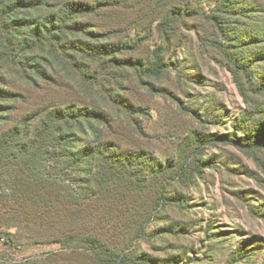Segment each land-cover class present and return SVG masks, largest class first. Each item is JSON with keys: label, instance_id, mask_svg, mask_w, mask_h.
Segmentation results:
<instances>
[{"label": "rangeland", "instance_id": "1", "mask_svg": "<svg viewBox=\"0 0 264 264\" xmlns=\"http://www.w3.org/2000/svg\"><path fill=\"white\" fill-rule=\"evenodd\" d=\"M82 1L95 5L96 43L116 46L117 59L169 67L153 78L105 58L52 64L60 92L113 102L116 141L148 187L95 194L96 222L1 220L17 246L0 242V264H101L93 247L58 243L73 230L149 264H264V0ZM63 166L50 173L81 197L74 166ZM164 174L162 194V180L147 182ZM151 200L148 222H127L123 205ZM104 212L117 220H96Z\"/></svg>", "mask_w": 264, "mask_h": 264}, {"label": "trees", "instance_id": "2", "mask_svg": "<svg viewBox=\"0 0 264 264\" xmlns=\"http://www.w3.org/2000/svg\"><path fill=\"white\" fill-rule=\"evenodd\" d=\"M94 6L82 0H0V222H96L88 207L95 204L96 195L121 199L134 197L123 194L125 189L148 187L142 182L145 178L134 176L142 166L133 169L136 159L132 162L133 156H127L116 141L117 127L113 116L109 119L110 109L115 110L113 102L100 105L73 98L70 88L60 92L53 76V60H74L76 67V60L105 58L114 67L132 68L153 78L169 68L160 60L148 68L132 58L117 59L116 46L96 43L104 33L90 22ZM66 164L74 166L81 197L65 191L62 179L50 173ZM161 175L147 183L152 187L162 180L157 191L163 194L169 184L167 175ZM152 201L123 205L124 213L132 216L127 222H135L134 218L148 222ZM99 218L101 222L117 220L109 212ZM4 229L0 224V242L9 249L17 246ZM70 235L58 243L65 246L66 241L78 240L85 250L93 247L92 252L103 254L94 256L101 264H149L119 256L91 235H76L74 230Z\"/></svg>", "mask_w": 264, "mask_h": 264}]
</instances>
